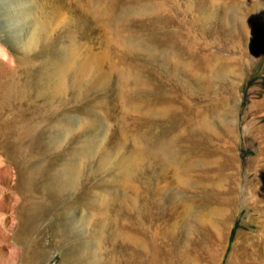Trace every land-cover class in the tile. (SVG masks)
I'll return each instance as SVG.
<instances>
[{
	"label": "rangeland",
	"instance_id": "374dc122",
	"mask_svg": "<svg viewBox=\"0 0 264 264\" xmlns=\"http://www.w3.org/2000/svg\"><path fill=\"white\" fill-rule=\"evenodd\" d=\"M147 3L163 9L110 24L112 7ZM118 34L179 50L200 79L210 59L225 71L213 89H200L158 51L144 73L148 94L122 89L118 69L146 58L111 42ZM62 46L71 62L51 94L60 69L49 73V65ZM85 61L90 68L78 73ZM17 128L33 164L53 158L62 167L75 154L73 188L36 221L27 199L50 197L23 183L27 172L13 156ZM144 134L153 143L175 137L177 162L140 160L134 138ZM132 158L140 163L125 177ZM121 230L133 241L117 238ZM79 242L88 251L77 260L70 256ZM75 263L264 264V0H0V264Z\"/></svg>",
	"mask_w": 264,
	"mask_h": 264
},
{
	"label": "bare ground",
	"instance_id": "6f19581e",
	"mask_svg": "<svg viewBox=\"0 0 264 264\" xmlns=\"http://www.w3.org/2000/svg\"><path fill=\"white\" fill-rule=\"evenodd\" d=\"M162 9H163V5L160 3H155V5H153L152 3H147L145 6L141 5L140 7L139 6L138 7H130V8L122 9L121 11L116 10V7H112V10L109 11L111 15H109L108 20H109V22L110 21L112 22V23L110 22V24H113L115 28H118L124 22L129 20L131 17L141 16V15L147 14L150 11H152V13H156ZM154 10H156V11H154ZM205 21H208V20H205ZM116 30L119 32V29H116ZM33 31H36V30L33 29ZM45 39H46V36L44 37V40ZM69 41L72 44H75V41L72 37L69 39ZM167 41H168L167 43H169V40H167ZM111 42L116 43L117 45H119L121 47L125 46L131 50L137 51L140 54V56H144L146 58V63H144V66H139V67L132 68V69L129 68L130 70L128 68H127L128 70H126L124 68L123 69L120 68V69H118V72H117L118 73V81H119L122 89H124V87L129 84V85H132L135 92H138L139 94H142V95L143 94L145 95V93L148 94L147 89L150 86L149 76L144 74V73L146 72V69L150 65H153L154 62H156V60H158V54H157L158 51H161L162 55H165V57H166L165 60H167V62L169 61V62L173 63L176 71H178V70L181 71L180 73L184 74L183 76L185 78H186V76H189L191 79L190 81H192L193 83H196L200 87V89L211 90L212 83L216 80H220V73L222 71L223 72L225 71L223 66L221 68H219L216 64H214V61H212L213 59H210L206 62V65H205V73H206L205 77H206V79H204V78L200 79L197 76V73H196L195 69L193 68L192 64L190 63V62H192V60H190L191 58H189V59L184 58L183 55L180 58L179 54L181 52H179V50L172 48V47L171 48H168V47L162 48L163 45H161L159 43H157L155 45L154 43H152V40L150 38H147L145 36H143V37L136 36V37H132V38H125L123 36H120V34H118V35L113 36L111 38ZM70 51L71 50L69 48H67L66 46H62L60 48V59L54 60L49 65V73L50 72L53 73L55 69H58V68L60 69L58 71L59 76L57 78L56 77L51 78L54 81V83L51 84V86H50L51 94L54 93V90H55L57 84H62L66 80L65 74L67 71V66L71 62L70 61V55L72 54V52H70ZM185 55H187V53H185ZM161 57H163V56H161ZM161 57H159V58H161ZM181 63L183 64L182 68L180 67ZM89 65H90L89 61H85V62L81 63L80 67H79L80 69L78 70V73H82L83 71H87L90 68ZM186 79H188V78H186ZM179 83H182V81L180 80ZM215 83H217V82H215ZM184 84L189 85L188 83L180 84V87L184 90L183 92L187 93L188 96L194 95L195 94L194 90L192 89L190 91V88L187 90V87ZM191 93H193V94H191ZM137 98H139V97H137ZM144 105L145 104H143V103L142 104L136 103L133 108L136 110V112L142 111L141 109L144 108L143 107ZM172 108L174 109V112H175V119L178 120V114H179L178 108H177V106H174L172 103H170L168 109L172 110ZM151 109L152 108L150 107V110ZM185 111H188V109H185L184 112ZM182 120H184L188 123L193 122L200 129L211 128V125L209 124V122L198 121V118H195V117H193L191 119V118H188L187 116H185V117L183 116ZM63 124H64L65 128H68V129L70 128L67 120H65ZM49 128H50V133H48L49 135L47 134L48 135V137H47V148L44 149L43 153H46L48 151L50 152V149H52V147L55 144V138H56L55 132L56 131H54V129L56 128V125L54 123H52L51 127H49ZM13 133H14L13 135H15V138H16V143L14 145V155H13L15 157V163L17 165H19V167L24 168L25 173L27 172V174L24 175V177H23L24 185L28 187V190H30V186H32L34 188V187H36L35 184L37 183L38 189H42L44 187L45 192L50 197V200L46 203L41 202V201H33L32 199H29V200L27 199V201H28L27 211L29 214V219L31 221H36L40 218L42 213L53 212V210H55L54 207L57 204L58 195H61L62 197H67V194L73 188L71 178H72V174L76 171V170L74 171V166H76V165H74V160H73V155H75V154H73V153H71L69 155L67 154L64 158L65 161L62 163V165H63L62 167L58 166L57 162L53 158L50 160V162L47 163L46 166L41 165V164H36V163L33 164L31 162L30 158L28 157V155H26V153L24 151L23 144L21 142L22 133H21L20 128H17V130L13 131ZM174 141H175V137H173V136L161 138L156 143H153L152 140L145 134L144 135H138L134 138V143H135V146L137 148V149L136 148L135 149L138 151L137 153H139V156L141 158L140 160H143V158H145L149 154H151V155L153 154V156L159 157L161 160H163V162L165 164L167 162V164H169L170 166H171V164H175L177 162V159L174 156V149H173ZM56 144H57V142H56ZM81 152L83 153L84 149ZM78 153H80V152L78 151ZM126 163H127V167H126L127 169L125 170V173H124L125 177L130 176V171L132 170V167L135 166L137 163L139 164L140 161L133 159L129 163L126 161ZM59 177L61 179L58 180ZM107 199H108V197H107ZM191 207L192 206H189V208H191ZM65 209H68V208H65ZM189 213L192 214V218H196L194 220H199L202 218V215H200L201 218H199L200 216H198V218H197V215H194L192 211H189ZM65 226H66L65 230L61 234V236L63 238H65L64 236H66L68 230H70L69 224H66ZM125 230H121L119 236L117 235L118 236L117 238H119V237L124 238L127 242H132L133 241L132 232L127 233ZM85 245L87 246V244L84 242L83 243L79 242L77 245H73L75 252L70 257H72L74 259L76 256L81 257V253L88 251V249L86 248ZM77 260H79V258H77Z\"/></svg>",
	"mask_w": 264,
	"mask_h": 264
}]
</instances>
